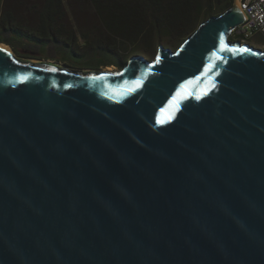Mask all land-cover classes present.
Wrapping results in <instances>:
<instances>
[{"label":"water","instance_id":"water-1","mask_svg":"<svg viewBox=\"0 0 264 264\" xmlns=\"http://www.w3.org/2000/svg\"><path fill=\"white\" fill-rule=\"evenodd\" d=\"M241 25L233 3L115 73L0 42V264H264V50Z\"/></svg>","mask_w":264,"mask_h":264},{"label":"trees","instance_id":"trees-1","mask_svg":"<svg viewBox=\"0 0 264 264\" xmlns=\"http://www.w3.org/2000/svg\"><path fill=\"white\" fill-rule=\"evenodd\" d=\"M233 3L234 0H50L54 13L48 14L45 21H37L27 32L0 26V34L9 37L1 43L19 44L10 36L21 34L46 50L70 51L83 46L95 53L112 54L114 59L103 61L104 66L116 63L123 67L129 53L153 50L164 36L179 37L184 42L202 22L221 15ZM69 11L72 17H68Z\"/></svg>","mask_w":264,"mask_h":264},{"label":"rangeland","instance_id":"rangeland-1","mask_svg":"<svg viewBox=\"0 0 264 264\" xmlns=\"http://www.w3.org/2000/svg\"><path fill=\"white\" fill-rule=\"evenodd\" d=\"M238 0H236L234 3H236ZM68 17H72V13L69 11ZM210 15V12L209 14ZM12 39H15L19 44H13L10 43V45L4 44L7 46L12 52L15 58L22 60L24 62H32V63H38L43 65H48L54 68L58 69H65L69 71H76V72H110L115 73L120 71L122 69L121 66H117L116 63H113V65L104 66L105 60L114 59V56L107 52H99L95 53L97 51H91L83 46L79 49H71L70 51H67L66 49L58 48V49H52V50H46V47L43 46H37L33 42L30 41V39L27 37L20 35H11ZM9 37H3L0 34V42L1 41H8ZM230 41H239L242 43L241 39L238 38L235 35H231L229 37ZM183 40L179 37H170V36H164L163 39L160 40V44L158 46H162L163 48L169 49L171 51H175L181 44ZM247 43L248 45L263 50L264 48V42L261 41L258 37H254L250 39ZM13 44V45H12ZM157 48H154L153 50H138L134 53L131 52L127 55V59L134 56H141L147 61H152L157 53ZM40 49V51H39ZM129 58V59H130Z\"/></svg>","mask_w":264,"mask_h":264},{"label":"crops","instance_id":"crops-1","mask_svg":"<svg viewBox=\"0 0 264 264\" xmlns=\"http://www.w3.org/2000/svg\"><path fill=\"white\" fill-rule=\"evenodd\" d=\"M49 2L50 0H0V26L27 32L37 21H45L54 13Z\"/></svg>","mask_w":264,"mask_h":264},{"label":"built area","instance_id":"built-area-1","mask_svg":"<svg viewBox=\"0 0 264 264\" xmlns=\"http://www.w3.org/2000/svg\"><path fill=\"white\" fill-rule=\"evenodd\" d=\"M237 8L242 14L243 25L234 29L231 35L240 38L242 43L254 37L264 42V0H238Z\"/></svg>","mask_w":264,"mask_h":264},{"label":"snow or ice","instance_id":"snow-or-ice-1","mask_svg":"<svg viewBox=\"0 0 264 264\" xmlns=\"http://www.w3.org/2000/svg\"><path fill=\"white\" fill-rule=\"evenodd\" d=\"M221 39L223 40V37H221ZM159 61V57H157V62ZM53 71H54V69H53Z\"/></svg>","mask_w":264,"mask_h":264},{"label":"bare ground","instance_id":"bare-ground-1","mask_svg":"<svg viewBox=\"0 0 264 264\" xmlns=\"http://www.w3.org/2000/svg\"><path fill=\"white\" fill-rule=\"evenodd\" d=\"M236 6H238V1L235 3ZM4 46V45H3ZM8 48V47H7Z\"/></svg>","mask_w":264,"mask_h":264}]
</instances>
